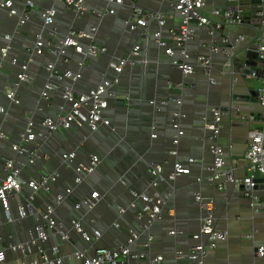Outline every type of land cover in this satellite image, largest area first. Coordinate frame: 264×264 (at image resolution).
<instances>
[{
    "label": "crops",
    "instance_id": "obj_1",
    "mask_svg": "<svg viewBox=\"0 0 264 264\" xmlns=\"http://www.w3.org/2000/svg\"><path fill=\"white\" fill-rule=\"evenodd\" d=\"M1 1V0H0ZM28 0H13V6L17 13L27 10L28 20L21 26H17V16L9 15L5 10H0V46L9 45L7 58L0 57V106L10 112V116L0 113V123L5 132L6 142L0 145V166L4 159L11 158L21 168V179L38 178L42 174H48L53 170L59 172L57 180L50 185L48 191H41L40 195L31 200L34 211H44L48 206L53 208L52 218L69 235V239L62 240L54 229L49 230L44 243L47 252L50 248L57 247V255L63 257L65 264H78L73 256L75 249H81L86 254H92L94 247L82 240L70 225L71 219L80 221L83 228L90 230L97 228L100 236L93 243L97 247L113 248L123 244L129 236V228L139 224L136 215L137 208L130 206L132 196L128 191L134 189L142 191L150 184L149 163H161L162 175L166 176L172 169V164L177 159L182 164L188 165V174L178 176L173 184L161 181L156 187L158 192L170 191L171 196L163 207L162 219L153 222L149 226V234L152 235L148 246L146 233L140 236L131 245V251L143 253L144 258L133 259L129 264H149L156 256H162L159 264H185V258L177 260L175 252L180 250L186 253L195 244L191 235L196 232L200 224V210L193 199L194 192L199 190L203 196L214 199V224L215 228L226 232V239L219 241L216 247L204 260V264H264V257L256 260L252 255L254 246L264 244V219L255 215L242 196V190L232 183H228L225 190L215 187L214 182L207 180L208 170L206 165L212 161V155L208 150L202 118L209 114L208 105L226 106L230 104L231 94H246L249 87L245 77L241 76L242 58L239 54L234 59L233 72L225 64V58L220 53L211 54L212 67L210 77L214 83H209L207 73L196 63V54H208V44L212 38L207 34L205 27H194V35L185 44V48L191 53L190 63L194 70L191 74L182 75L173 64V59H178V52L167 55L163 48L156 45L153 39L141 36V30H129L124 19L135 5L145 10L161 12L165 17L162 26V37L169 47L175 45L169 36L170 28L177 29L180 23L179 14L173 9L175 0H123L121 4L109 3L106 0H85L88 8L82 16H76L62 0H30L33 7H29ZM224 0H206L202 14L208 18L223 21L212 14L215 5H223ZM242 3V2H240ZM232 5L225 3V6ZM56 9L53 22L42 27L41 13L48 8ZM109 8H114L113 13H107ZM95 12H102V17H97ZM225 23V22H224ZM223 25V24H222ZM94 26L96 31L92 39H84L83 44L92 42L106 47V52L96 57H90L75 53L72 49L67 51L68 62L56 63V69L64 71L69 69L72 73L79 72L77 80L64 79L63 83L71 85L76 92H86L95 87L102 78H111L113 73L108 67L110 60L119 59L127 55L135 45H139L141 54L134 56V63L126 64L119 74V82L113 87L116 94L126 95L123 104L115 103L114 99H108L103 115L109 119L107 126L99 125L98 129L90 132L86 126H78L70 129L58 128L44 140L37 138L33 142L24 145L42 147L46 155L35 163H25L23 155L14 152L11 144L19 143L17 132L27 119L38 124L43 116H52L57 111V106L63 104L61 85H59L47 100L39 98L40 91L46 80L45 66L52 59L44 47L41 54L32 53L36 41V34L41 32L42 41L56 43L68 30H87ZM222 33H216L213 41L219 42L221 36H233L244 34L245 39L240 48L245 47L246 42H251L256 37L255 25L250 23L223 25ZM17 28L18 30L14 29ZM158 29L155 20L147 24V31ZM53 32V34L50 32ZM11 32V33H10ZM5 34H11L9 40L4 39ZM31 54L29 62V81H22L14 86L17 103L9 101L6 93L13 88L16 75L19 72L17 65H12L10 57L18 60L26 59ZM78 61L81 64H78ZM235 76V79L232 78ZM250 77V76H249ZM252 78V77H251ZM262 82L261 79H258ZM179 85H182L179 87ZM176 95L181 103L162 104L161 101ZM39 99L42 109H37V114L28 109L34 101ZM154 101V104L148 102ZM239 112L223 109L221 117V129L216 138V143L224 150L225 166H230V159H236L234 175L241 178L245 173L243 164V152L247 146L252 122L241 117L249 110L257 111L260 108L258 102L237 101ZM256 104V108L251 105ZM67 109V106H65ZM179 109L184 117L180 120L181 129L184 131L177 145V155L173 156L169 150L172 148L173 129L171 126V111ZM40 125V124H39ZM36 130H40L36 125ZM204 138V139H203ZM208 142V143H207ZM74 152L75 156L66 168L61 160L60 153ZM99 157L94 170L87 174L79 183L74 182L76 175L74 167L80 163H87L90 155ZM188 157H193L194 162L188 163ZM201 177L200 182L196 181ZM123 178L127 186L120 182ZM66 187L71 192L64 196L60 203L55 201L56 194H63ZM23 193H29L30 189L23 184ZM99 192L94 205L84 209H77V202L89 194ZM90 193V194H91ZM264 199V190L258 191ZM20 201L22 197L19 198ZM16 203L10 202V213L16 216ZM124 209L119 211L117 208ZM41 222L37 212L28 213L23 219L7 222L5 215L0 210V248L8 242L22 241L27 237V230ZM175 233L170 234V231ZM39 259L38 254H30L22 257L20 252L6 250L5 261L0 264H20L22 259ZM158 264V263H153Z\"/></svg>",
    "mask_w": 264,
    "mask_h": 264
},
{
    "label": "built area",
    "instance_id": "obj_2",
    "mask_svg": "<svg viewBox=\"0 0 264 264\" xmlns=\"http://www.w3.org/2000/svg\"><path fill=\"white\" fill-rule=\"evenodd\" d=\"M85 0H62L63 4L68 7L76 16H82L87 12L88 8L84 4ZM109 3L121 4L123 0H106ZM227 4L223 9L214 6L212 14L218 16L223 20L214 21L202 14V9L205 6L206 0H175L172 3L173 9L179 14L180 23L177 29L170 28L168 30L169 36L172 38L175 48L169 47L166 41L162 37V26L165 23V17L161 12H153L142 9L135 5L131 6V11L124 19L125 26L133 31L136 29L141 30V36L153 39L157 46L163 48L164 52L172 56L178 52V59H173L172 64L180 70L181 74L186 76L191 74L194 70L193 65L190 63L191 53L185 48V44L192 39L194 35L193 23L199 27H205L207 34L212 38L210 44H208V54H196L195 60L202 70L207 73L209 83H214L213 77H210V70L212 67L211 54L220 53L225 58V64L230 68V72H233L234 59L237 56V48H240V44L244 41V34L238 33L233 36H221L219 42L213 41L216 33L219 32V28L225 23L229 24H244L250 23L255 25L256 37L251 42H246V46L252 45L259 57L264 58V0L257 4L254 8H247L249 0H224ZM242 2V3H240ZM29 7H33V3L28 0ZM236 5V12L231 10V6ZM0 10H5L9 15H16L17 26L23 25L29 18L27 10H22L19 14L13 6V0H1ZM107 13H113L114 8H109ZM56 13V9L48 8L41 13L42 27L48 26L53 22V17ZM97 17H102V12H95ZM155 20L158 29L150 32L147 31V24L149 21ZM256 20V21H252ZM259 20V21H257ZM225 22V23H224ZM214 23V25H213ZM223 24V25H222ZM18 30L17 28L14 29ZM96 28L90 26L87 30H68L61 38L53 43L52 41H46L44 44L42 41L41 32H38L35 36L36 41L32 53L41 54L46 47V51L51 56L50 62L45 66L46 80L40 91L39 98L41 100H47L50 98L52 92L61 85V96L63 104L57 106V111L52 116H43L38 124L33 120L27 119L21 130L17 132V138L19 143L11 144V148L14 152L25 157V163H35L38 159L43 158L46 154L41 155L37 144L35 146H26L24 143L33 142L37 137L50 136L58 128L68 129L70 127H80L86 125L90 132H94L98 129L99 125L107 126L109 119H107L102 111L107 105L108 99H128L126 95H118L113 91V87L119 82V74L122 72L123 67L128 63H134V56L141 54L139 45H135L131 51L122 56L119 59L110 60L108 63L109 69L113 75L111 78H102L101 81L93 88L86 92H76L71 85L64 84V79L77 80L81 74L79 72L72 73L69 69L59 71L56 69V63L68 62L69 58L66 56L67 51L72 49L75 53L96 57L97 55L106 52V47L96 45L92 42L87 45L83 44L84 39H92ZM11 33V32H10ZM53 34L51 31L50 34ZM222 33V32H219ZM11 34H5L4 39L9 40ZM9 45L5 44L0 46V57L7 58L9 53ZM32 60L31 54L23 60H18L17 57H10L9 61L12 65L19 67V72L16 75V82L7 93L6 97L9 101L17 103V96H15L14 86L16 87L22 81H29L30 75L28 73L29 62ZM59 61V62H58ZM80 65L81 62L78 61ZM262 68V74L264 76V63L258 65ZM252 78H258L255 76V71L250 74ZM235 79V76L232 75ZM262 80V84L257 88L258 94L256 96L257 102L260 108L256 114L249 111L246 114H242L241 117L248 121L260 122V128H254L249 132V139L247 146L243 152V164L245 173L241 178H237L234 175V168L237 164L236 159H230V166H225L224 150L221 145L216 143V138L221 129V117L222 108L219 106L211 107L209 109L210 117H203L204 129L207 132L205 135L208 150L212 155V161L206 165L208 170L207 180L214 182L215 187L220 190H225L228 183L235 184L239 187L240 184L244 185L242 189V196L245 198L247 205L253 211H260L264 219V199L260 196L258 191L264 190V78H258ZM182 85H179V87ZM151 104H156L152 100H148ZM162 104L181 103L178 96L173 95L168 99L161 101ZM67 106V109H65ZM34 107L42 109L39 99L34 101ZM238 109H236L237 111ZM0 113L5 116H10V112L0 106ZM31 113H34L31 111ZM260 113V117L258 116ZM171 126L173 129L172 136V148L169 150L173 156L177 155V145L180 137L183 135V130L180 126V120L184 117L183 113L179 109L171 111ZM40 124V125H39ZM36 125L40 130H36ZM7 136L2 129L0 123V145L6 142ZM204 139V138H203ZM27 157H26V155ZM63 165L67 168L72 162L75 153L74 152H62L60 153ZM99 157L95 154L90 155L87 163L77 164L74 169L76 175L74 176V182L79 183L87 174L91 173L98 164ZM195 159L188 157L187 162L192 163ZM150 167V184L142 190L136 191L128 188L132 196L130 206L136 207L140 202L139 208H137L136 215L138 220L145 218V222H141L137 227L129 228V236L126 241L113 248L97 247L94 245V241L100 236V230L97 228H91L86 230L83 228L80 221L76 219L70 220V225L73 230L79 235V237L87 242L91 247H94L92 254L88 255L84 250L75 249L73 256L77 259L78 264H129L133 259L144 258L143 253H133L131 251V245L142 233H146L148 241L144 244L148 246L149 240L152 235L149 234V226L162 219V211L166 202L171 196L170 191L158 192L156 187L161 181L167 182L170 185L181 174H188L190 168L188 165L182 164L177 159L172 164V169L166 176L162 175L163 166L161 163H149ZM21 168L16 165L15 161L11 158L4 159L0 166V210L3 211L7 222H14L16 220L23 219L28 213H36L41 222L35 224L32 228L27 230V237L22 241H10L3 248H0V263L5 261L6 250L10 252H20L22 257L30 254H38L39 259L32 258L30 260L22 259L20 264H65L63 257L58 256L57 247L53 246L50 251L47 252L44 243L48 237L49 230L54 229L58 233L62 240H68L69 235L63 230L61 225H58L52 218L53 208L48 206L44 211H34L31 206V200L34 198V194L37 191H48L51 183L55 182L59 177V172L53 170L48 174H42L38 178H30L23 181L20 177ZM201 177H197L196 181L200 182ZM121 184L127 186L126 181L120 178ZM25 184L29 189V195L24 196L22 191V185ZM260 187V188H259ZM71 192L70 187H66L63 194H56L55 201L60 203L64 200V196ZM89 192L82 201L77 202L75 208L80 206L84 209L90 208L94 205V199H97L99 192ZM22 197L23 201L19 198ZM194 201L197 203L200 210V224L196 232L191 237L196 242L190 249L183 253L180 250L175 252V258L180 260L185 258V264H204V260L209 256L210 252L216 247L219 241H224L227 237L225 231H220L215 228L214 224V208L215 203L212 197L203 196L199 190L194 192ZM12 200L16 203V216H12L10 213V202ZM119 211L124 209L118 206ZM170 234L175 231H170ZM252 255L255 259L264 257V244L254 246ZM162 256H156L152 260H148L149 264L160 263Z\"/></svg>",
    "mask_w": 264,
    "mask_h": 264
},
{
    "label": "water",
    "instance_id": "obj_3",
    "mask_svg": "<svg viewBox=\"0 0 264 264\" xmlns=\"http://www.w3.org/2000/svg\"><path fill=\"white\" fill-rule=\"evenodd\" d=\"M259 3H261V0H249V5H246V7L247 8L248 7L249 8H254ZM216 7L220 8V9H223L224 8V5H217ZM230 8H231V10H233L234 13L236 12V5L231 6ZM252 21H256V20H252ZM257 21H259V20H257ZM213 25H214V23H213ZM223 27L224 26H221L218 29L219 32H222ZM241 53H243V55H242V59L243 60H242V65H241L242 66L241 76L243 78L246 77V76H250V74L252 73V71H255V76L256 77H258V78H264V76L262 74V68H260L258 66V65H261L262 63H264V58L259 57V55L256 52L255 48L252 45H248V46L243 47V48H237V54H241ZM257 94H258L257 89H253V88L249 87V89H248V91H247L246 94H236V93H232L231 94L230 104L229 105H226V106H221L220 105L219 107H221L222 110L223 109H228L229 111H236V109H238L237 112L240 113L239 112L238 104H232V103L233 102H237V101H242V100L247 101V102L256 103L257 102V99H256ZM114 101H115V103L123 104V99L122 98L114 99ZM208 106L209 107L207 109H210L211 107H216V105H208ZM34 110H35V107H33V105L28 109V111H30V112L33 111L34 114H37L36 111H34ZM249 111H252V113H254V114H256V112H257L255 110H249ZM222 113H224V110H223ZM258 116L260 117V113H259ZM204 117H210V113L207 114V115H204ZM202 121H203V118H202ZM82 126H86V125H82ZM203 127H204V125H203ZM70 128H73V127H70ZM70 128H68V129H70ZM37 138H42L44 140H48L49 136H48V138H46V137H37ZM36 147H38V146H36ZM38 149H39L41 155L46 154L43 151L42 147H38ZM26 157H27V155H26ZM126 187H128V186H126ZM239 188H240V190H242L244 188V185L243 184H240L239 185ZM40 192L41 191H37L34 194V197H37L38 195H40L41 194ZM23 194H24L25 197H27L29 195V193H27V194L23 193ZM141 222L142 223L145 222V218H143L142 220H140L139 221V224Z\"/></svg>",
    "mask_w": 264,
    "mask_h": 264
},
{
    "label": "rangeland",
    "instance_id": "obj_4",
    "mask_svg": "<svg viewBox=\"0 0 264 264\" xmlns=\"http://www.w3.org/2000/svg\"><path fill=\"white\" fill-rule=\"evenodd\" d=\"M241 1H244V0H241ZM242 55H243V53L239 54V58H242ZM245 82H246V85L248 87H251L253 89H257L262 84V82H260L258 80V78H251L249 76H246L245 77ZM251 107L252 108H256V104H252ZM252 127L253 128H260L261 127V123L260 122H254L253 121L252 122ZM254 214L257 215V216H260V212L259 211L258 212H255ZM256 260H258V259H256Z\"/></svg>",
    "mask_w": 264,
    "mask_h": 264
}]
</instances>
